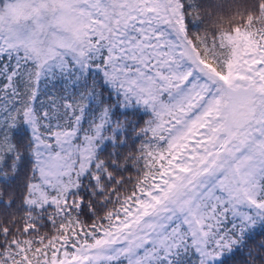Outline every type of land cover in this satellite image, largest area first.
Returning <instances> with one entry per match:
<instances>
[{"label": "snow or ice", "instance_id": "obj_1", "mask_svg": "<svg viewBox=\"0 0 264 264\" xmlns=\"http://www.w3.org/2000/svg\"><path fill=\"white\" fill-rule=\"evenodd\" d=\"M0 264H264V0H0Z\"/></svg>", "mask_w": 264, "mask_h": 264}, {"label": "trees", "instance_id": "obj_2", "mask_svg": "<svg viewBox=\"0 0 264 264\" xmlns=\"http://www.w3.org/2000/svg\"><path fill=\"white\" fill-rule=\"evenodd\" d=\"M204 3H213L216 2V0H203ZM221 3H224L225 5H227L230 0H220ZM224 14L227 15L228 14V9L225 8L224 10ZM205 25H201V28H203ZM40 99L45 100V102H47V98L44 96H41ZM49 228H51V226L49 225ZM48 229H45V231H47Z\"/></svg>", "mask_w": 264, "mask_h": 264}]
</instances>
